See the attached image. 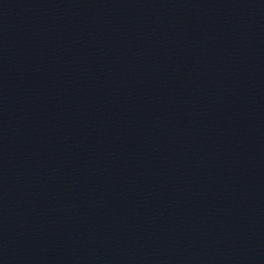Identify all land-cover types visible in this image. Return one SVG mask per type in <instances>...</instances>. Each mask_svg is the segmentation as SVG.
I'll list each match as a JSON object with an SVG mask.
<instances>
[{
    "label": "water",
    "instance_id": "obj_1",
    "mask_svg": "<svg viewBox=\"0 0 264 264\" xmlns=\"http://www.w3.org/2000/svg\"><path fill=\"white\" fill-rule=\"evenodd\" d=\"M218 264H264V0L233 140Z\"/></svg>",
    "mask_w": 264,
    "mask_h": 264
}]
</instances>
